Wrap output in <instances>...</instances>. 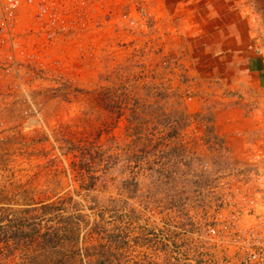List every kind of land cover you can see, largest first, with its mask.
Here are the masks:
<instances>
[{
    "label": "rangeland",
    "instance_id": "1",
    "mask_svg": "<svg viewBox=\"0 0 264 264\" xmlns=\"http://www.w3.org/2000/svg\"><path fill=\"white\" fill-rule=\"evenodd\" d=\"M205 1L195 19L162 0H105L143 9L144 25L107 19L63 78L26 95L0 79V264H217L200 250L202 203L264 157V131L243 130L254 86L236 85L247 56L264 57V0L219 3L234 36Z\"/></svg>",
    "mask_w": 264,
    "mask_h": 264
},
{
    "label": "built area",
    "instance_id": "2",
    "mask_svg": "<svg viewBox=\"0 0 264 264\" xmlns=\"http://www.w3.org/2000/svg\"><path fill=\"white\" fill-rule=\"evenodd\" d=\"M146 16L108 8L105 0H0V79L26 95L25 83L63 78L68 52L90 50V35L107 19L135 32ZM247 159L254 164L236 183L217 181L202 203L200 250L211 246L217 264H264V168L256 165L264 157Z\"/></svg>",
    "mask_w": 264,
    "mask_h": 264
},
{
    "label": "crops",
    "instance_id": "3",
    "mask_svg": "<svg viewBox=\"0 0 264 264\" xmlns=\"http://www.w3.org/2000/svg\"><path fill=\"white\" fill-rule=\"evenodd\" d=\"M163 3L167 6L173 9V6L175 8L182 6H187L185 8L189 9L194 16V18H198L199 14H201L199 8H200V3H204V0H162ZM206 0L205 2H207ZM217 1L218 6H209L212 10L210 11L212 14L211 19L213 22H216L217 24V33H223L225 35H237L236 28L238 27L237 24H232L229 21L230 20H236V17L232 12L226 11L224 14V10L222 7H225L224 5H219V3H228L229 1L226 0H212V3H215ZM197 4V5H196ZM226 8H231V6H228ZM196 10V11H195ZM190 12V14H191ZM217 14V15H216ZM217 16V17H216ZM239 19V17H238ZM228 23H225V22ZM213 24V23H212ZM215 26V24H213ZM198 29V26H197ZM214 30L212 26V31ZM245 35L250 34L249 31L246 30L245 28ZM234 38V37H232ZM234 41V40H233ZM234 44V43H233ZM232 44V45H233ZM250 45V44H249ZM251 46V45H250ZM246 49V48H244ZM245 57V56H244ZM244 60V59H243ZM245 71L246 73L241 76V78L238 79L237 84L241 82L242 80L249 79L248 84H252L254 87V90L250 94V98L247 100H244L248 104V110H251L249 113L250 120L247 124L243 125V130L246 131H255V130H263L264 131V57L260 54H251L247 56V60L245 62ZM246 76V77H244ZM235 85V86H236ZM235 88V87H234ZM255 93H258L259 95H256ZM255 94V95H254ZM253 95V96H252ZM252 118V119H251ZM256 119L258 122H256Z\"/></svg>",
    "mask_w": 264,
    "mask_h": 264
}]
</instances>
